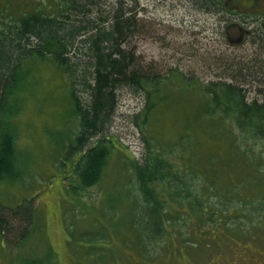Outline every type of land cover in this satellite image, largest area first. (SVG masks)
Masks as SVG:
<instances>
[{
    "label": "trees",
    "instance_id": "1",
    "mask_svg": "<svg viewBox=\"0 0 264 264\" xmlns=\"http://www.w3.org/2000/svg\"><path fill=\"white\" fill-rule=\"evenodd\" d=\"M132 2L61 0L57 12L0 18V195L13 188L30 190L26 185L37 179L34 171L30 176L32 154L22 145L23 116L30 101L44 112L34 65L49 60L68 80L58 130L48 125L44 132L60 146L59 180L76 196L74 205L94 211L82 196L116 179L107 181L115 152L127 170L96 210L99 264H113V249L117 264L119 259L156 264L158 250L167 256L173 251L186 264L201 262L196 256H212L229 246L227 241L263 257L264 89L249 87L255 79L264 86V44L245 60L238 53H222L212 63L200 57L208 70H219L216 78L187 75L179 67L162 69L130 48L147 26L138 15L139 0ZM202 2L210 4L205 11L221 13L211 0ZM258 39L254 36L252 44ZM127 94L141 100L139 109L124 114L142 134L140 158L111 128ZM37 198L33 194L13 206L0 202V242L19 235L9 264L59 262L52 248L39 255L23 248L37 230ZM7 217L26 226L17 228ZM88 249L94 254L98 245Z\"/></svg>",
    "mask_w": 264,
    "mask_h": 264
},
{
    "label": "rangeland",
    "instance_id": "2",
    "mask_svg": "<svg viewBox=\"0 0 264 264\" xmlns=\"http://www.w3.org/2000/svg\"><path fill=\"white\" fill-rule=\"evenodd\" d=\"M60 1L7 0L4 2L0 0V18L7 14L10 18L19 19L24 14L41 10L48 13L57 12L58 7L56 9L54 7L58 6L57 2ZM139 2L141 9H139L138 15L146 22L147 26L145 31L140 34L142 39L135 46V51L144 58L153 60L152 63H156L160 68L179 67L187 75L211 79L217 77L215 73H219V70H208L200 57L205 59L210 57L209 62L212 63L216 61L212 58H216L222 53L239 54L240 47H235L238 44L228 46L227 42L218 41V39H222V35L218 36L222 30L219 23L220 14L205 11L210 4L196 0H139ZM197 4H203V6L197 7ZM132 5H136L135 0ZM222 25L224 28L226 24ZM237 33L239 32H235L231 38L237 39ZM136 39L138 36H135L134 40ZM245 45L248 47L244 50V57L252 52L250 50L259 49L257 44L246 43ZM261 47L263 48V46ZM261 52H263L262 58H264V49ZM34 68V76L40 81L37 96L40 99H45L46 103L43 108L44 112L40 113L39 108L34 109V103L30 101V106L23 116L24 126L27 128L23 130L21 140L22 145L26 146L29 153L32 154L30 176H34L35 172L37 179L31 180L26 185L32 187L30 190L24 188L7 190L6 193L0 195V202L5 206H13L23 198L37 194L38 198L35 203L37 230L31 233L32 237L23 247L26 250L39 255L52 248L55 258H58L59 261L57 264H99V214L96 213V210L101 208L99 201L106 196L107 189L112 187L118 179H123L125 175L127 177V170L124 165L120 166L118 152H115L108 169L107 181L115 177L116 179L112 180L109 186H107V182L97 184L82 196V200L94 211H86L88 208H85V204L74 205V203L77 204L76 196L72 195L59 180L62 174L59 170L60 166L57 164L58 155L61 153L60 146L55 143L52 137L48 139L44 132L48 125L53 131L58 130L61 122L59 115L63 112L62 99L68 76L49 60L38 62ZM249 88L253 92H258L262 91L264 86H261L255 79L252 87ZM39 95L44 96L40 97ZM123 99L115 125L111 128L121 136L123 144L129 148L132 154L140 158L144 150L142 134L135 125H131L124 118V114L139 109L141 100L132 94H127ZM70 124L68 122L66 128ZM59 131L63 130L59 129ZM19 164H21L20 161ZM67 168L69 173H72L71 164H68ZM30 179L32 178L30 177ZM4 188L6 187L4 186ZM88 193L91 194L88 195ZM90 199H93V202H90ZM6 219L17 228L20 224L26 226L27 223H21L14 218L7 217ZM104 228L108 229L106 225ZM18 236L12 235L7 243L0 242V264H9L11 254L16 253ZM92 243L97 244L98 249L93 251L94 254H87L88 246ZM227 244L233 247L224 245L212 256L206 258L196 256L201 262L196 260L193 263L189 259L187 264H264V255L262 257L247 254L249 251L242 247L244 245H237L234 241H227ZM2 245L10 249L7 255L4 253L5 249L2 248ZM31 248L33 250H29ZM119 249L121 248L119 247ZM109 253L117 264V250L113 249ZM156 253H158L156 264H186L181 256L177 257V253L175 254L173 251V256H167L163 250H158ZM119 264H137V262L127 263L123 259H119Z\"/></svg>",
    "mask_w": 264,
    "mask_h": 264
},
{
    "label": "flooded vegetation",
    "instance_id": "3",
    "mask_svg": "<svg viewBox=\"0 0 264 264\" xmlns=\"http://www.w3.org/2000/svg\"><path fill=\"white\" fill-rule=\"evenodd\" d=\"M197 2H202L203 0H196ZM212 7L220 9V18L219 23L222 26V30L218 36L222 35V39H218L220 42H227L228 46L233 44L235 47H240L238 49L239 56L244 57V50L247 49L248 45L246 43L252 44L254 41V36H257L259 39L258 47L263 46L264 44V0H211ZM223 23L225 27L223 28ZM257 30V33H254V30ZM235 32L237 33V39L231 38ZM133 37L130 48L136 50L135 46L139 44V41L142 39L138 35V39L134 40ZM250 54L255 55L254 52H259L257 49L250 50ZM249 52V51H248ZM263 53V52H261ZM234 56L233 54H229ZM249 56V54H248Z\"/></svg>",
    "mask_w": 264,
    "mask_h": 264
},
{
    "label": "bare ground",
    "instance_id": "4",
    "mask_svg": "<svg viewBox=\"0 0 264 264\" xmlns=\"http://www.w3.org/2000/svg\"><path fill=\"white\" fill-rule=\"evenodd\" d=\"M143 35H145V34H143ZM137 38V37H136ZM257 89V88H256ZM108 134V133H107Z\"/></svg>",
    "mask_w": 264,
    "mask_h": 264
}]
</instances>
